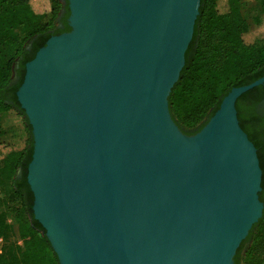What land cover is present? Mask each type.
I'll return each instance as SVG.
<instances>
[{
	"label": "water",
	"instance_id": "water-1",
	"mask_svg": "<svg viewBox=\"0 0 264 264\" xmlns=\"http://www.w3.org/2000/svg\"><path fill=\"white\" fill-rule=\"evenodd\" d=\"M70 30L25 63L17 101L32 135V214L59 264H234L262 216L261 169L233 87L183 133L168 95L200 0H67ZM81 38L83 43L73 45ZM60 42L71 97L34 72ZM28 90L34 107L26 99Z\"/></svg>",
	"mask_w": 264,
	"mask_h": 264
},
{
	"label": "trees",
	"instance_id": "trees-1",
	"mask_svg": "<svg viewBox=\"0 0 264 264\" xmlns=\"http://www.w3.org/2000/svg\"><path fill=\"white\" fill-rule=\"evenodd\" d=\"M243 0H200L192 39L184 54V66L168 95V110L178 128L196 133L233 87L264 76V0L252 10V24L242 16ZM61 0H0V138L8 133L3 122L10 113L21 117L23 145L11 147L0 160V264H59L40 223L33 218V195L26 181L32 155L31 129L16 91L22 83L25 63L52 35L69 31L57 28ZM30 44V49L28 45ZM18 61L17 79L13 80ZM264 98V83L242 93L235 101L240 127L254 144L261 169L259 200L262 216L238 246L234 264H261L254 247L264 234V140L255 129L253 99ZM254 102V101H253ZM19 139V140H20ZM17 141V140H16ZM8 214L13 217L7 221ZM251 245L244 254V249ZM264 262V261H263Z\"/></svg>",
	"mask_w": 264,
	"mask_h": 264
},
{
	"label": "rangeland",
	"instance_id": "rangeland-1",
	"mask_svg": "<svg viewBox=\"0 0 264 264\" xmlns=\"http://www.w3.org/2000/svg\"><path fill=\"white\" fill-rule=\"evenodd\" d=\"M61 2H62V0H61ZM256 2H257V0H243V2L240 4V12H241L242 16L250 23V25L252 27H254L252 24V10H253V6H255ZM62 13H63V8L60 10L59 17H61ZM17 67H18V61H16L14 64V72H13V76H12L13 80L17 79V74H16ZM3 127H4V131L7 132L8 134L5 137L0 138V160L4 157L6 152L11 147H13V146H15V144H17V142H20L19 144H17V147H21L23 145L21 139L24 140V136H23V138L21 137V133L23 130V123L21 121L20 116L14 114V113H10L8 118L4 120ZM4 209H6V206L0 207V210H4ZM7 221L8 222L13 221V217L11 216V214H8ZM251 243L252 242L249 241L247 246L244 249H242V254L245 253V251L251 245ZM254 252L256 254H258V258L260 260L262 259L261 264H264V262H263L264 261V234L259 239L258 244H256V246L254 247Z\"/></svg>",
	"mask_w": 264,
	"mask_h": 264
},
{
	"label": "bare ground",
	"instance_id": "bare-ground-1",
	"mask_svg": "<svg viewBox=\"0 0 264 264\" xmlns=\"http://www.w3.org/2000/svg\"><path fill=\"white\" fill-rule=\"evenodd\" d=\"M80 43H83V40L78 38V40L73 41L72 44L78 46ZM65 44V42L55 44L52 49L44 55V58L35 69L34 78H39V80L45 83H51L65 95V100L68 102L72 94L71 88L68 85L71 83L73 75L72 72L63 74L61 68L58 69L61 60V49ZM58 75L62 77L68 85L63 83ZM26 99L30 102L31 107H34L35 99L33 94H31V90H28Z\"/></svg>",
	"mask_w": 264,
	"mask_h": 264
},
{
	"label": "flooded vegetation",
	"instance_id": "flooded-vegetation-1",
	"mask_svg": "<svg viewBox=\"0 0 264 264\" xmlns=\"http://www.w3.org/2000/svg\"><path fill=\"white\" fill-rule=\"evenodd\" d=\"M62 2L64 4V8H63V13L58 20L57 28L64 30L65 26L61 22V18L66 13V11H68V15H67L65 21H66L68 27L70 28V25H69L70 10L68 7L67 0H62ZM64 32H67V31L64 30ZM28 49H30V44L28 45ZM18 67H19V65H18ZM24 72H25V67H24ZM253 101H252V103H253V109H254V113H255V115H254L255 116L254 117L255 122L253 121V125H254L255 129H257L259 131L257 133L260 135L261 139L264 140V98H261L260 100L259 99H257V100L253 99ZM31 137H32V135H31Z\"/></svg>",
	"mask_w": 264,
	"mask_h": 264
}]
</instances>
